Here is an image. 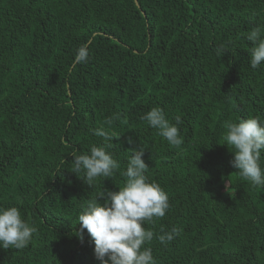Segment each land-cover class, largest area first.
<instances>
[{
    "label": "trees",
    "instance_id": "1",
    "mask_svg": "<svg viewBox=\"0 0 264 264\" xmlns=\"http://www.w3.org/2000/svg\"><path fill=\"white\" fill-rule=\"evenodd\" d=\"M137 1L0 0V206L37 228L28 247L0 248V264H99L77 217L124 185L134 149L170 205L142 225L155 264H264V186L239 177L222 140L226 120L264 119L248 40L254 28L264 38V0ZM154 106L181 118L179 147L141 119ZM101 127L120 168L89 187L72 153L102 145Z\"/></svg>",
    "mask_w": 264,
    "mask_h": 264
},
{
    "label": "clouds",
    "instance_id": "2",
    "mask_svg": "<svg viewBox=\"0 0 264 264\" xmlns=\"http://www.w3.org/2000/svg\"><path fill=\"white\" fill-rule=\"evenodd\" d=\"M261 29L254 28L248 35L252 46L250 48L249 64L257 69L264 63V38ZM225 46L216 49L219 56L225 52ZM75 61L84 63L88 59L85 46L77 49ZM119 115L110 117L106 123L111 125ZM148 126L158 130V134L170 146L179 147L182 144L178 125L181 118H175L176 123H170L159 106L152 107L142 117ZM222 140L233 155L230 161L237 169L239 177L251 181L255 186H264V167L261 166V156L264 153V119L259 116L226 120L223 124ZM94 135L103 139L100 146L92 145L84 154L73 155V169L77 176L83 173L84 180L91 187L97 177L112 178L119 163L108 151L112 147L113 134L103 127L95 129ZM145 151L133 150L127 162L126 170L122 172L125 183L118 191L105 189L98 197L90 200L78 215L79 229L76 235L80 240L84 232L94 241V256L99 264H155L151 248L143 247L154 237L152 230H146L145 222L153 223V218L164 217L169 209L167 193L159 184L149 182L146 172L149 165L143 159ZM98 201H103L100 203ZM36 226L22 219L20 209L16 206H0V248H15L22 250L28 247ZM177 234L175 228L163 232L157 239L161 244L172 241Z\"/></svg>",
    "mask_w": 264,
    "mask_h": 264
},
{
    "label": "water",
    "instance_id": "3",
    "mask_svg": "<svg viewBox=\"0 0 264 264\" xmlns=\"http://www.w3.org/2000/svg\"><path fill=\"white\" fill-rule=\"evenodd\" d=\"M135 2H136V4L138 5V7H140V5H139L138 1H137V0H135Z\"/></svg>",
    "mask_w": 264,
    "mask_h": 264
}]
</instances>
